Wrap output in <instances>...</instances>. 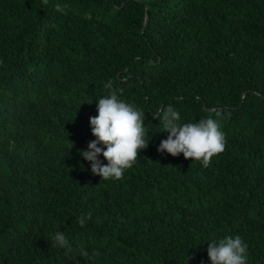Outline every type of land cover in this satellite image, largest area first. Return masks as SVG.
Listing matches in <instances>:
<instances>
[{"label": "trees", "instance_id": "trees-1", "mask_svg": "<svg viewBox=\"0 0 264 264\" xmlns=\"http://www.w3.org/2000/svg\"><path fill=\"white\" fill-rule=\"evenodd\" d=\"M109 81L151 137L121 180L79 154ZM167 105L223 115L207 168L157 151ZM227 236L264 264V0H0V264H211Z\"/></svg>", "mask_w": 264, "mask_h": 264}, {"label": "clouds", "instance_id": "clouds-1", "mask_svg": "<svg viewBox=\"0 0 264 264\" xmlns=\"http://www.w3.org/2000/svg\"><path fill=\"white\" fill-rule=\"evenodd\" d=\"M55 10L66 14L63 5H55ZM105 87L110 90L109 95L97 101V115L89 118L95 140L90 141L87 150H80L79 154L90 163L93 175L103 180H121L125 170L131 169L137 161L138 153L148 148L151 137L143 111L120 99L112 81ZM153 116L159 119L164 132L169 134L160 142L159 153L166 152L173 157L183 154L186 160L199 161L207 168L214 156L225 151L227 140L220 125L224 117L219 112L215 118L180 124V113L172 105H167ZM70 144L73 148V143ZM101 155L107 161L106 165L99 159ZM87 218H91V213ZM78 222L83 226L85 217L81 216ZM51 239L55 246L71 251L64 232L56 231ZM81 255L87 257L88 253L81 250ZM93 255L98 256L99 253L94 251ZM207 255L211 264H248V245L240 236H227L208 243Z\"/></svg>", "mask_w": 264, "mask_h": 264}, {"label": "water", "instance_id": "water-1", "mask_svg": "<svg viewBox=\"0 0 264 264\" xmlns=\"http://www.w3.org/2000/svg\"><path fill=\"white\" fill-rule=\"evenodd\" d=\"M148 20H149V14L147 13L146 23L148 22Z\"/></svg>", "mask_w": 264, "mask_h": 264}]
</instances>
